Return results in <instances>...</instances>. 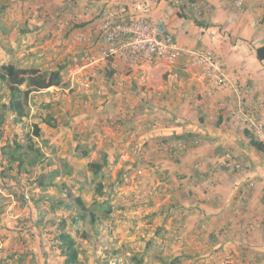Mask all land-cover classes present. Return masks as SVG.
Masks as SVG:
<instances>
[{
  "label": "crops",
  "instance_id": "obj_1",
  "mask_svg": "<svg viewBox=\"0 0 264 264\" xmlns=\"http://www.w3.org/2000/svg\"><path fill=\"white\" fill-rule=\"evenodd\" d=\"M139 1L149 7L130 15L166 21L185 50L175 64L130 70L119 58L98 59L105 46L100 13ZM236 1L0 0V67L61 69L62 75L61 86L30 94L24 118L4 113L0 177L10 172L12 178L44 175L61 186L59 181L70 176L98 182L109 176L112 181L103 185L111 197L117 199L127 182L131 195L139 190L149 197L145 206L156 208L149 218L159 216L164 223L156 234L172 220L177 235L184 234L181 244L205 243L207 250L219 252L215 264L239 258L236 250L242 264L264 257V154L251 146L247 131L221 113L218 103L230 91L214 99L205 96L188 54L215 52L228 78L246 92L264 120V61L256 57V49L264 46V0H242L240 7ZM9 98L0 80V105ZM35 125L40 137L33 135ZM29 141L42 156L35 166L25 165L29 173L18 174L10 154L16 144L27 147ZM226 152L242 163L241 172L217 166ZM28 153L24 158L30 161L34 156ZM104 155L107 164L96 177L88 165L102 163ZM137 170L143 174L136 175ZM35 185V206L52 207L50 199L63 195L58 186ZM4 213L0 225L12 221L7 215L2 219ZM248 224L254 226L250 233L243 228ZM180 249L179 255L188 258L199 255Z\"/></svg>",
  "mask_w": 264,
  "mask_h": 264
},
{
  "label": "rangeland",
  "instance_id": "obj_2",
  "mask_svg": "<svg viewBox=\"0 0 264 264\" xmlns=\"http://www.w3.org/2000/svg\"><path fill=\"white\" fill-rule=\"evenodd\" d=\"M10 174L15 176L13 172ZM10 174L5 178L0 177V211L5 212L1 217L3 219L7 215L12 220L8 225L6 222L0 225V264H64V257L55 246L58 225L63 219L66 222L65 230L74 235L79 245V264H215L216 256L220 255L219 252L207 250L205 243L189 241L181 244L180 238L184 234L177 235L172 220L165 224L167 228L164 231L156 234L164 226L163 218H149L156 208L145 206L149 197L139 190L131 195L130 187L126 188L128 182L118 196L122 198L111 197L108 189L99 198L96 196L97 180H78L70 176L64 181L63 178L60 180L63 182V195L56 199L72 204L74 209L60 211L49 204L38 203L35 206L33 200L38 190L33 176L12 178ZM142 174V170L136 171V175ZM109 181H112L109 176L102 179L106 185ZM123 182L126 183L125 180ZM49 191L52 192L51 189ZM78 195L88 202L87 212L93 211L96 216L93 228L86 213L84 219L78 222L74 219L81 211L75 200ZM50 196L55 197L56 194ZM110 207L113 212L107 214L106 209ZM179 216L180 213L177 218ZM248 226L250 224L243 227L246 233L254 230H247ZM85 234L90 237L89 240ZM180 248L198 251L199 255L192 258L179 255ZM237 252L234 253L238 260L234 257L222 258L216 260L217 264H242L244 261ZM252 263L264 264V257Z\"/></svg>",
  "mask_w": 264,
  "mask_h": 264
},
{
  "label": "built area",
  "instance_id": "obj_3",
  "mask_svg": "<svg viewBox=\"0 0 264 264\" xmlns=\"http://www.w3.org/2000/svg\"><path fill=\"white\" fill-rule=\"evenodd\" d=\"M242 3V0L236 1L239 7ZM130 6L117 5L100 13V31L105 46L100 50L98 59L119 58L130 70L175 64L185 50L168 30L166 21L156 22L145 16L130 15L129 12H144L149 7L147 1H139ZM188 54L192 66L199 70L205 96L214 99L218 94L230 91L218 103L221 113L264 145V120L257 109L250 105L246 92L228 78L222 59L212 50H197ZM85 85L89 87L88 83ZM217 166L237 172L243 168L232 152H226ZM250 228L254 226H248L247 230Z\"/></svg>",
  "mask_w": 264,
  "mask_h": 264
},
{
  "label": "trees",
  "instance_id": "obj_4",
  "mask_svg": "<svg viewBox=\"0 0 264 264\" xmlns=\"http://www.w3.org/2000/svg\"><path fill=\"white\" fill-rule=\"evenodd\" d=\"M256 57L259 61H264V46L256 49ZM0 80L7 85L10 91L8 103L0 105V110H2V114L0 115V126L4 123V113L6 112L17 114L19 118H24L27 116L26 104L32 92L45 90L51 87H59L62 85L61 69L52 72H43L38 69H18L13 65H3L0 67ZM23 85H26L27 89L22 90L21 86ZM46 122L51 124L50 121ZM33 135L36 137L41 136L40 129L37 125L34 127ZM248 135L250 137L251 146L264 154V145L255 141V139H253L251 136V133L248 132ZM21 150L24 151L21 154H18V152H21ZM29 151H32L34 156V158L30 159V161L28 157L24 158L25 156H30L28 153ZM87 155L88 152L84 151L83 156ZM40 156H42V153L38 149H34L31 141H29L27 147L16 144L15 150L10 154V158L12 159V161H10V166H16V168H18V174L29 173L30 171L24 168L25 165L28 163L30 167L35 166ZM16 161H18V164L14 163ZM106 164V156L104 155L102 163H90L88 167L94 176L98 177ZM34 181L42 188L58 186L62 189L61 186L63 185V183L61 186L58 185V180H56L55 177L50 178L44 175L39 176L38 178L34 179ZM94 181L96 182V179ZM104 187L105 186L103 185L102 181H99L96 185V196L99 198L104 195ZM75 200L76 203L81 207V211H79L77 217L74 218L76 222L84 219L86 213L90 217L91 227H95L94 225L96 216L94 215L93 211L89 213L87 212L88 202L81 196H77ZM50 201H52L51 206L53 209L58 208L64 211H71L74 209L72 204L66 203L63 200L56 201L54 199H50ZM112 212L113 209H111V207L106 209L107 214ZM65 223V219H63L58 225L57 234L55 237V246H57L59 249L61 256L64 257V264H79V245L74 235L68 233L65 230ZM85 238L88 240L90 239V237L86 234Z\"/></svg>",
  "mask_w": 264,
  "mask_h": 264
}]
</instances>
